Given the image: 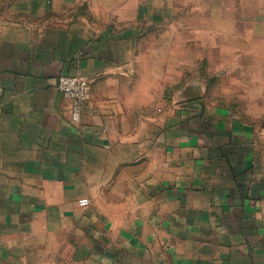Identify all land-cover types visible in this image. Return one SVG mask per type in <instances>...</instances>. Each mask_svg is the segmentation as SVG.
Listing matches in <instances>:
<instances>
[{"label":"crops","instance_id":"obj_1","mask_svg":"<svg viewBox=\"0 0 264 264\" xmlns=\"http://www.w3.org/2000/svg\"><path fill=\"white\" fill-rule=\"evenodd\" d=\"M145 1L0 0V264H264V136L205 88L163 100L179 42ZM238 5L203 46L264 65ZM63 75L91 84L79 123Z\"/></svg>","mask_w":264,"mask_h":264},{"label":"rangeland","instance_id":"obj_2","mask_svg":"<svg viewBox=\"0 0 264 264\" xmlns=\"http://www.w3.org/2000/svg\"><path fill=\"white\" fill-rule=\"evenodd\" d=\"M242 1L250 8L249 13L255 15L254 19H257L256 16L263 17L264 0ZM145 2L148 8H154L155 5L161 8L157 16L162 14L159 19L163 25V41L179 42V62L176 72L173 67L172 79L165 75L164 69L163 100L178 92L179 102L185 101L189 92L197 93L205 88L206 94L199 103L210 105L223 102L224 105L231 106L234 115L253 125L264 136V65L261 63L257 67L254 66L255 64L250 65L244 61L245 58L241 53L235 55V51L229 48L226 56L227 64L219 63L220 50L213 49L217 45L215 41L217 35L203 29L211 24L217 25L224 17L227 21L224 22V26L239 27L240 24L235 23L237 13L234 7H239L238 3L241 0H146ZM131 5L133 6L134 3L132 2ZM170 26L177 27V32L170 34ZM248 26L251 27V24ZM153 36V33L148 32L147 38L154 39ZM187 42H193L190 43L188 50L184 46ZM210 43L213 48L208 49L203 46ZM256 45L250 43L247 51L252 54L249 55L251 59H258L261 62L264 59V49H258ZM235 60L238 63H235ZM243 75L252 76L253 79L239 88L235 87L234 81L224 80L226 76L240 78ZM175 76H178L177 79Z\"/></svg>","mask_w":264,"mask_h":264},{"label":"built area","instance_id":"obj_3","mask_svg":"<svg viewBox=\"0 0 264 264\" xmlns=\"http://www.w3.org/2000/svg\"><path fill=\"white\" fill-rule=\"evenodd\" d=\"M58 90L60 93L71 101L72 105V120L74 123H79L82 118L83 106L90 97L91 84L81 76H60L58 80ZM81 207H89L88 199L79 200Z\"/></svg>","mask_w":264,"mask_h":264}]
</instances>
